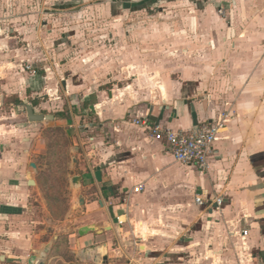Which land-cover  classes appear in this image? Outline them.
Instances as JSON below:
<instances>
[{
  "label": "crops",
  "instance_id": "1",
  "mask_svg": "<svg viewBox=\"0 0 264 264\" xmlns=\"http://www.w3.org/2000/svg\"><path fill=\"white\" fill-rule=\"evenodd\" d=\"M97 1L93 6L100 9ZM158 1L164 23L155 24L157 16L149 13L144 25L122 30L112 24L107 32L120 53L108 67L145 70L109 80L126 86L120 92L129 90V98L96 103L86 81L64 82L72 95L86 88L88 110L98 115L96 127L86 126L91 168L85 177L86 188L100 189L78 197V203L83 200L79 215L59 227L65 238L58 234L40 243L25 237L30 227L16 230L20 219L27 224L34 206L3 199L17 196L28 203L35 192L27 190L38 183L34 177L29 188V172L22 178V158L0 153L3 264H28L33 255L46 264H264V0H113L97 16L115 22L127 10L139 13L142 5L154 7ZM137 89L146 91L141 95ZM224 111L233 119L218 133L204 174L175 162L164 143L132 123L144 118L178 131L211 122ZM97 167L100 183L94 177ZM139 185L143 189L135 193ZM69 203L74 210L73 200ZM83 227L93 231L79 236Z\"/></svg>",
  "mask_w": 264,
  "mask_h": 264
},
{
  "label": "rangeland",
  "instance_id": "2",
  "mask_svg": "<svg viewBox=\"0 0 264 264\" xmlns=\"http://www.w3.org/2000/svg\"><path fill=\"white\" fill-rule=\"evenodd\" d=\"M66 1L0 0V153L7 151L15 158L20 157L18 160L22 158L19 169L22 178L29 172L38 183L34 190H27L35 192L27 199L28 203L17 196L3 200L25 204L28 208L34 206L33 214L27 216V224L20 219L16 230L30 227L25 237L40 243L53 240L58 234L65 238L66 234L59 227L63 222L69 224L79 215L82 205L78 203V197L82 192H100L95 187L86 188L89 180L85 177L91 168L87 156L90 141L89 134H85L86 126L96 127L98 115L88 110L90 98L84 100L83 97L86 88H79L72 95L65 84L70 81V85H81L86 81L88 90L94 88L96 103L112 102L109 101L112 96L116 99L111 104L123 102L124 98L130 97V91L120 92L126 86L109 80L113 75L124 78L130 76L129 72L145 70L109 68L108 64L118 61L120 53L107 32L114 28L112 24H119L122 30L129 28L130 24L144 25L143 19L149 13L157 16L155 24L164 23L161 14L164 7L159 1L150 8L142 5L140 8L143 10L139 13L131 14L127 10L121 20L115 22L97 16L106 3L113 0L95 2L103 5L100 9L93 6V0ZM120 1L114 0L115 3ZM64 36H67L66 40H63ZM94 71L96 73L90 75ZM103 82L109 83L100 87ZM139 91L143 95L146 90ZM24 101L33 107L36 114L53 115L55 119L29 122L25 105H21ZM29 138L32 142L26 144ZM74 158L76 162H73ZM29 164H35L36 168L29 167ZM76 176L84 177L83 183L81 180L79 184H73L71 179ZM71 199L74 210L70 208ZM71 211L73 216H70ZM135 227L141 235L139 225ZM2 239L6 238L0 237V243Z\"/></svg>",
  "mask_w": 264,
  "mask_h": 264
},
{
  "label": "built area",
  "instance_id": "3",
  "mask_svg": "<svg viewBox=\"0 0 264 264\" xmlns=\"http://www.w3.org/2000/svg\"><path fill=\"white\" fill-rule=\"evenodd\" d=\"M223 14L222 8L218 9ZM233 119L229 111H224L211 122H203L195 127L185 130L173 131L161 127L160 124H149L144 118L134 120L133 124L142 128L149 136V139L164 143L174 161L183 165L194 167L197 172L204 174L209 167V161L213 158L214 143L218 139V133L227 123ZM142 186L134 188V192L142 191ZM197 205H202L200 197L195 198ZM221 203V198H216L215 205ZM248 231L243 230L242 236H247Z\"/></svg>",
  "mask_w": 264,
  "mask_h": 264
},
{
  "label": "water",
  "instance_id": "4",
  "mask_svg": "<svg viewBox=\"0 0 264 264\" xmlns=\"http://www.w3.org/2000/svg\"><path fill=\"white\" fill-rule=\"evenodd\" d=\"M22 105H25V109H26V115H27V119L29 122H42V121H50V120H54V116L53 115H41V114H36L33 110V107L31 105L28 104L27 101H24ZM91 110H94V107L91 106L90 108ZM76 151H78V148H74ZM73 162H76V159L74 158L73 159ZM30 167L35 169L36 168V165L35 164H30ZM29 176V173L27 174V178ZM94 177H95V180L100 183L101 182V168L100 167H97L95 168L94 170ZM81 181V178L80 177H74L72 179V183L73 184H79V182ZM27 185L29 186H35V182L33 180V178H28V182H27ZM105 189V188H104ZM79 204H83V200L82 198H79ZM118 220L117 219H114V223H117ZM93 229L92 228H89V227H83V228H80L78 230V235L79 236H84L85 234L89 233V232H92ZM57 239V236L54 237V240ZM49 247H50V244H48L44 250V255L46 256L48 251H49ZM3 257L1 256V259ZM104 262L106 261V258H104L103 260ZM28 264H46L44 259L42 260H37V257L36 256H31L28 260Z\"/></svg>",
  "mask_w": 264,
  "mask_h": 264
},
{
  "label": "bare ground",
  "instance_id": "5",
  "mask_svg": "<svg viewBox=\"0 0 264 264\" xmlns=\"http://www.w3.org/2000/svg\"><path fill=\"white\" fill-rule=\"evenodd\" d=\"M28 178H31L32 179V177H31V174L29 173V176H28ZM102 252H103V250H102Z\"/></svg>",
  "mask_w": 264,
  "mask_h": 264
}]
</instances>
